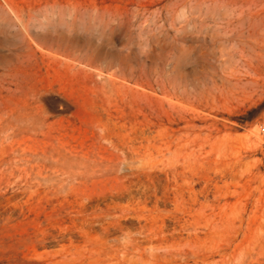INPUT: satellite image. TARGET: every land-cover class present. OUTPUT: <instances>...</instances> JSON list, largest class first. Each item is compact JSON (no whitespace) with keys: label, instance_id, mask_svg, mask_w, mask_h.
<instances>
[{"label":"rangeland","instance_id":"obj_1","mask_svg":"<svg viewBox=\"0 0 264 264\" xmlns=\"http://www.w3.org/2000/svg\"><path fill=\"white\" fill-rule=\"evenodd\" d=\"M264 0H0V264H264Z\"/></svg>","mask_w":264,"mask_h":264},{"label":"built area","instance_id":"obj_2","mask_svg":"<svg viewBox=\"0 0 264 264\" xmlns=\"http://www.w3.org/2000/svg\"><path fill=\"white\" fill-rule=\"evenodd\" d=\"M262 131H263V133H264V126L262 127Z\"/></svg>","mask_w":264,"mask_h":264}]
</instances>
